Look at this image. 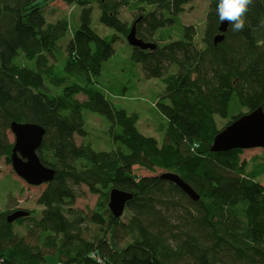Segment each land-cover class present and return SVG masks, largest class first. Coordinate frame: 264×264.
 Instances as JSON below:
<instances>
[{"label": "trees", "instance_id": "obj_1", "mask_svg": "<svg viewBox=\"0 0 264 264\" xmlns=\"http://www.w3.org/2000/svg\"><path fill=\"white\" fill-rule=\"evenodd\" d=\"M48 1L0 0V161L11 164V122H33L45 128L39 158L55 170L37 197L41 217L25 224L24 235L15 225L30 212L9 222L19 208L0 210L1 264H43L50 254L65 264H264V184L256 180L264 164L250 165L243 149L211 151L224 127L264 108V0H254L242 31L229 24L218 44L219 0L211 1L201 43L197 27L179 17L189 0H63L81 8L65 56L58 42L70 24L47 20ZM93 3L100 22L125 37L131 27L121 9L136 12L137 36L156 44L131 46V59L165 85L168 103H157L168 120L162 144L140 132L136 112L92 85L117 39L92 28ZM83 110L110 121L113 149L77 142L86 135ZM216 116L228 119L222 128ZM135 166L179 174L200 199L160 175L136 174ZM82 185L99 197L90 212L76 207ZM113 187L133 194L126 221L108 208Z\"/></svg>", "mask_w": 264, "mask_h": 264}, {"label": "rangeland", "instance_id": "obj_2", "mask_svg": "<svg viewBox=\"0 0 264 264\" xmlns=\"http://www.w3.org/2000/svg\"><path fill=\"white\" fill-rule=\"evenodd\" d=\"M212 0H189L181 4L183 9L179 15L182 23L186 25H194L197 27V41L201 43L202 34L205 27L207 12ZM92 28L101 36H117L113 44L114 54L102 64L101 74L95 78L92 84L100 90L115 106L124 108L130 113L136 112L139 116L137 128L146 136L156 138L159 144H162L166 137L168 120L163 116L157 107L158 101L168 103L166 99H161L165 85L161 78H147L144 75L142 65L135 63L131 59L132 48L125 36L116 30L104 26L100 22V9L96 3L92 4ZM153 6H148L147 10H152ZM81 8L76 4H69L63 0H50L45 7V14L48 21L54 22L58 19H66L69 21L70 28L67 34L59 40L62 45L63 56L66 54L65 47L72 39L74 32L80 25ZM136 12L127 8L121 9V18L127 21L131 27L134 23ZM176 34L177 32L174 31ZM174 36L173 39H177ZM169 41V40H168ZM164 42H160L163 45ZM58 73L64 74L62 69L63 61L60 62ZM176 69V67H175ZM70 82H78L80 79L71 76ZM52 86V85H51ZM52 91L60 88L51 87ZM78 99H84L82 94L77 95ZM84 128L86 135L81 137L76 135L78 143H88L95 150H111L114 148L113 139L111 138L109 129L110 121H108L100 113L90 110H83ZM218 127L222 128L228 121L220 116H216ZM10 139L13 141L14 136L10 132ZM249 161L250 165L255 163L264 164V148L245 149L241 156ZM164 169H157L155 172L148 171L139 166L134 167V172L139 175H160L165 172ZM256 180L264 184V173H261ZM27 186L29 189H25ZM46 187V184L40 186H32L27 184L14 171L11 164H7L4 160L0 161V210L5 208L16 207L30 212V216L23 221V225L16 223L15 229L20 234L26 232L25 224L32 219L40 218L43 207L37 204V197ZM80 196L77 199L76 207L90 212L96 205L99 197L88 191L85 185L80 187ZM12 196H18L19 199H13ZM122 220H127V213L122 216ZM96 229V228H94ZM93 233V231H91ZM89 233L86 234L89 237ZM123 242L121 243V245ZM60 260L54 255H48L43 264H58ZM1 264V262H0Z\"/></svg>", "mask_w": 264, "mask_h": 264}, {"label": "water", "instance_id": "obj_3", "mask_svg": "<svg viewBox=\"0 0 264 264\" xmlns=\"http://www.w3.org/2000/svg\"><path fill=\"white\" fill-rule=\"evenodd\" d=\"M136 22L132 24L126 36L128 43L132 47H140L143 50L154 49L156 47L154 42L145 41L137 36ZM228 26L229 23L227 21L220 23L219 33L213 38L214 44H218L225 39ZM10 131L14 136L10 155L13 171L32 186H40L51 182L55 177V170L45 165L37 153L45 135V128L33 122L12 121ZM251 148H264V108L262 106L243 114L218 132L213 139L211 151L225 152L233 149L245 150ZM160 177L175 183L192 200L198 201L200 199V194L179 174L165 171L160 174ZM132 198V192L117 187L111 188L108 208L112 215L121 217L127 202ZM28 214L23 209H17L7 216V220L14 222L18 218L28 216Z\"/></svg>", "mask_w": 264, "mask_h": 264}, {"label": "clouds", "instance_id": "obj_4", "mask_svg": "<svg viewBox=\"0 0 264 264\" xmlns=\"http://www.w3.org/2000/svg\"><path fill=\"white\" fill-rule=\"evenodd\" d=\"M254 0H219L217 13L221 22L227 21L233 32L242 31Z\"/></svg>", "mask_w": 264, "mask_h": 264}, {"label": "crops", "instance_id": "obj_5", "mask_svg": "<svg viewBox=\"0 0 264 264\" xmlns=\"http://www.w3.org/2000/svg\"><path fill=\"white\" fill-rule=\"evenodd\" d=\"M25 189H29L27 186L24 187ZM13 199H19L18 196H12Z\"/></svg>", "mask_w": 264, "mask_h": 264}, {"label": "built area", "instance_id": "obj_6", "mask_svg": "<svg viewBox=\"0 0 264 264\" xmlns=\"http://www.w3.org/2000/svg\"><path fill=\"white\" fill-rule=\"evenodd\" d=\"M195 146H197V144H195ZM93 256H95V255L93 254ZM99 261H100V259H99ZM58 264H65V263H63V262H58Z\"/></svg>", "mask_w": 264, "mask_h": 264}]
</instances>
